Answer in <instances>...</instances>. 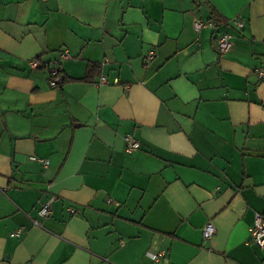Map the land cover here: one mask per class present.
Listing matches in <instances>:
<instances>
[{"label": "crops", "instance_id": "obj_1", "mask_svg": "<svg viewBox=\"0 0 264 264\" xmlns=\"http://www.w3.org/2000/svg\"><path fill=\"white\" fill-rule=\"evenodd\" d=\"M260 66L264 0H0V264H264Z\"/></svg>", "mask_w": 264, "mask_h": 264}, {"label": "built area", "instance_id": "obj_2", "mask_svg": "<svg viewBox=\"0 0 264 264\" xmlns=\"http://www.w3.org/2000/svg\"><path fill=\"white\" fill-rule=\"evenodd\" d=\"M236 24L238 26H242V24L238 21H236ZM204 26L213 27L214 23L212 21L207 22L206 24H202L200 22L195 23V29L199 31ZM215 46L216 50L219 54L224 55L226 54L231 48H232V42H231V36L228 33H222L220 34L216 40H215ZM154 56V52H150V54L147 57V60H151ZM70 58V55L67 51H63L59 57V59L50 65L48 67L49 71V84L51 87H57L63 83V76L61 74V67L64 60H67ZM29 65L32 69H36L40 66L39 60H31L29 62ZM255 74L258 77L259 80L264 81V66L257 67L255 69ZM107 78L101 77L99 81V85L107 84ZM117 83V81H116ZM125 140L127 142L126 146V152L128 154H133L134 152L138 151L141 147V144L138 140H136L133 136H126ZM34 160H37L36 157H33ZM46 164L48 161H44ZM108 203H113L112 199H108ZM40 214L42 216H47L49 214V204L44 205L40 209ZM69 212L71 214H75L76 211L72 208L69 209ZM36 225H38V222H35ZM216 234V227L212 222H209L205 225L203 228V238L206 241L211 240ZM21 235V231H17L12 234V236L19 237ZM250 244H253L259 248L264 247V216L261 214H256L254 224L250 228ZM148 257L155 262L165 260L167 256V250L166 249H158L155 251L148 252Z\"/></svg>", "mask_w": 264, "mask_h": 264}, {"label": "trees", "instance_id": "obj_3", "mask_svg": "<svg viewBox=\"0 0 264 264\" xmlns=\"http://www.w3.org/2000/svg\"><path fill=\"white\" fill-rule=\"evenodd\" d=\"M214 13V12H213ZM99 70V65L98 64H90L88 66V71L84 79L81 81L83 82H90L92 78L97 74V71Z\"/></svg>", "mask_w": 264, "mask_h": 264}]
</instances>
